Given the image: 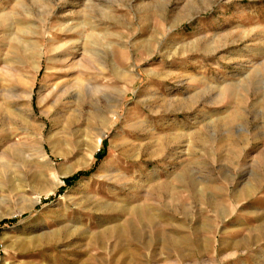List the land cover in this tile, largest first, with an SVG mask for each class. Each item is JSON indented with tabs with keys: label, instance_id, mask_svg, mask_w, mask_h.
<instances>
[{
	"label": "rangeland",
	"instance_id": "obj_1",
	"mask_svg": "<svg viewBox=\"0 0 264 264\" xmlns=\"http://www.w3.org/2000/svg\"><path fill=\"white\" fill-rule=\"evenodd\" d=\"M0 264H264V0H0Z\"/></svg>",
	"mask_w": 264,
	"mask_h": 264
},
{
	"label": "bare ground",
	"instance_id": "obj_2",
	"mask_svg": "<svg viewBox=\"0 0 264 264\" xmlns=\"http://www.w3.org/2000/svg\"><path fill=\"white\" fill-rule=\"evenodd\" d=\"M36 66V65H35ZM23 82V81H22ZM102 122V121H101ZM103 135V131H97L96 132V134H95V137L93 138V141H91L90 142V144H89V146H88V148H87V157H86V160L84 159L83 160V163H85V162H87V160L88 159H90L91 157H92V153L97 149V147H98V145H99V143H100V139H101V136ZM47 138H50V135H48V137ZM39 145V144H38ZM36 145L35 146V143L33 142L32 144H31V147H27V148H32V150H30V152L31 151H34V152H36V154L39 156V157H43V153H41L40 152V147H41V145ZM34 146H35V148H34ZM42 148V147H41ZM29 152V154H27V156L26 157H29V160L31 161V164H32V166H37V168L38 167H42V168H46V169H49L50 168V160H47V161H43V160H45V158L43 159V160H41V158L39 159L38 158V156H37V158L32 154V153H30ZM35 154V155H36ZM26 159V158H25ZM26 164H28V163H26ZM30 166V165H29ZM40 170V169H39ZM67 173V170H65V171H61V174H66ZM33 174H34V172H33ZM37 176H39V175H37ZM45 176V175H44ZM60 182V181H59ZM56 186V182L51 186V187H49V188H47L46 190H45V192L46 191H50V190H53V188ZM43 192V191H42ZM40 194V193H39Z\"/></svg>",
	"mask_w": 264,
	"mask_h": 264
}]
</instances>
